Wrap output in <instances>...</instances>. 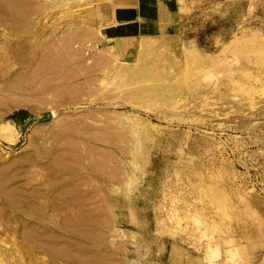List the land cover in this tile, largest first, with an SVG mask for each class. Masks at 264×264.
<instances>
[{
  "label": "rangeland",
  "instance_id": "rangeland-1",
  "mask_svg": "<svg viewBox=\"0 0 264 264\" xmlns=\"http://www.w3.org/2000/svg\"><path fill=\"white\" fill-rule=\"evenodd\" d=\"M95 14L0 0V264H264V0Z\"/></svg>",
  "mask_w": 264,
  "mask_h": 264
},
{
  "label": "crops",
  "instance_id": "crops-1",
  "mask_svg": "<svg viewBox=\"0 0 264 264\" xmlns=\"http://www.w3.org/2000/svg\"><path fill=\"white\" fill-rule=\"evenodd\" d=\"M97 26L105 25L113 44L153 37L161 32L165 14L177 8L178 0H91ZM89 12V11H88Z\"/></svg>",
  "mask_w": 264,
  "mask_h": 264
},
{
  "label": "clouds",
  "instance_id": "clouds-1",
  "mask_svg": "<svg viewBox=\"0 0 264 264\" xmlns=\"http://www.w3.org/2000/svg\"><path fill=\"white\" fill-rule=\"evenodd\" d=\"M214 79V74L209 71L204 77H203V80L204 82L208 83V82H211L212 80Z\"/></svg>",
  "mask_w": 264,
  "mask_h": 264
}]
</instances>
